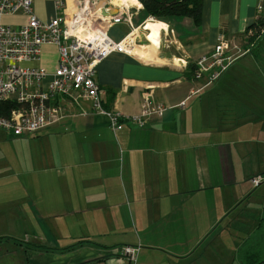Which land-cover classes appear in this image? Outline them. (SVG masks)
Here are the masks:
<instances>
[{"label":"crops","instance_id":"1","mask_svg":"<svg viewBox=\"0 0 264 264\" xmlns=\"http://www.w3.org/2000/svg\"><path fill=\"white\" fill-rule=\"evenodd\" d=\"M94 1L106 16L122 4ZM133 2L124 4L130 21L109 35L120 42L136 34L137 44L97 69L104 107L139 115L152 88L154 103L171 109L115 133L91 102L61 98V119L40 133L0 129V264H242L243 243L264 241V181L252 183L264 179V88L240 70L249 56L210 87L193 74L221 36H246L261 0H204L199 26L184 17L157 21ZM34 11L54 18V0H35ZM150 22L164 25L153 60L148 49L132 51L145 49ZM58 58L45 45L25 66L53 74ZM126 246L139 248L134 262L121 255Z\"/></svg>","mask_w":264,"mask_h":264},{"label":"built area","instance_id":"2","mask_svg":"<svg viewBox=\"0 0 264 264\" xmlns=\"http://www.w3.org/2000/svg\"><path fill=\"white\" fill-rule=\"evenodd\" d=\"M34 2L0 0V129L16 137L40 133L61 119V98L91 102L96 113L108 118L115 133L123 129L125 122L143 128L153 118L163 120L171 108L154 103L149 93L152 88L143 91L141 111L136 116H124L103 104L104 92L96 80L98 66L113 53L130 54L127 48L137 44L136 34L120 42L109 35L111 27L130 21V8L122 3L117 15L106 16L96 8L94 0H73L71 5L69 0H54L56 16L43 21L35 14ZM259 12H264L263 0ZM17 15L25 17L24 24L4 22L5 17ZM142 32L146 39L145 26ZM246 35L254 36L253 30ZM239 41L221 36L210 53L196 60L195 79L205 81V87L211 86L238 60L249 55L250 49L242 48ZM45 45H54L58 50L53 74L25 66L41 59ZM5 105L14 108L3 111ZM262 179L256 177L252 183L257 187ZM121 250L122 256L134 262L139 248L126 246Z\"/></svg>","mask_w":264,"mask_h":264},{"label":"trees","instance_id":"3","mask_svg":"<svg viewBox=\"0 0 264 264\" xmlns=\"http://www.w3.org/2000/svg\"><path fill=\"white\" fill-rule=\"evenodd\" d=\"M143 10L157 21H167L173 17L189 18L196 26L202 23L204 0H138ZM264 13V12H263ZM253 30L255 35H260L264 30V15L249 26L247 32ZM195 70L193 71V74ZM3 111L9 112L13 105H5ZM106 107V106H105ZM107 108V107H106ZM2 110V109H1ZM255 238L246 240L238 250L237 257L242 264H264L262 257L264 241L255 244Z\"/></svg>","mask_w":264,"mask_h":264},{"label":"rangeland","instance_id":"4","mask_svg":"<svg viewBox=\"0 0 264 264\" xmlns=\"http://www.w3.org/2000/svg\"><path fill=\"white\" fill-rule=\"evenodd\" d=\"M263 5H264V0H263ZM262 15H264V13ZM159 37H158V41H159ZM239 44L242 46V48L244 47L245 49L247 48L250 49V53L249 55H247L249 57L246 61H244L242 68L240 70L246 71V72H250V71L254 72L255 75H257V77L255 78L256 83L260 85V88H264V31L260 35H255L254 33V36H251V37H247L246 35L245 37H243V39L239 41ZM147 45H149L148 41L147 43H145V46H144L145 49H143V47H140L141 50H139L138 53L140 54V51H146V49H148L147 51H150L151 53L152 52L155 53L158 50L157 48H155L156 46L151 47ZM134 54L137 55L136 53ZM243 58H241L240 60H242ZM253 58H256V59L254 60ZM219 81L220 79L215 81L213 85L217 84ZM258 118L259 120H261L262 118L264 119V110L258 112ZM263 181L264 179H262L261 182ZM261 255L262 257H264V252Z\"/></svg>","mask_w":264,"mask_h":264},{"label":"bare ground","instance_id":"5","mask_svg":"<svg viewBox=\"0 0 264 264\" xmlns=\"http://www.w3.org/2000/svg\"><path fill=\"white\" fill-rule=\"evenodd\" d=\"M118 3H123V4H132L134 3L133 0H117ZM164 25L160 22H150L149 25L146 27V39L149 42L150 46H156L158 37L160 35V28H163ZM150 32V33H148ZM128 49V48H127ZM132 51L138 55L137 48H133ZM131 51V52H132ZM133 53V54H134ZM155 53H149L145 56V58L149 60H153Z\"/></svg>","mask_w":264,"mask_h":264}]
</instances>
